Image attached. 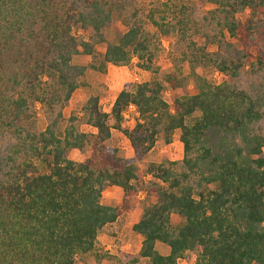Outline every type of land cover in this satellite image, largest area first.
<instances>
[{
    "label": "trees",
    "instance_id": "16d2710c",
    "mask_svg": "<svg viewBox=\"0 0 264 264\" xmlns=\"http://www.w3.org/2000/svg\"><path fill=\"white\" fill-rule=\"evenodd\" d=\"M134 1L0 0V264H75L88 253L99 264L97 236L133 210L142 189L135 163L176 130L182 159L148 166L155 202L132 226L138 252L117 264H177L188 252L194 264H264V0H215L229 38L211 60L223 77L217 85L174 92L172 109L155 78L124 84L109 113L97 96L85 101L80 123L100 143L122 133L133 157L115 159L116 169L69 158L87 143L76 117L65 116L87 69L104 74L135 59L157 73L152 36L140 26L105 41L113 15ZM78 55L90 62L73 64ZM174 80L167 77L172 91ZM36 105L42 131L29 125ZM129 106L138 113L132 129L122 127ZM109 187L123 192L118 206L101 201ZM172 215L181 219L175 227Z\"/></svg>",
    "mask_w": 264,
    "mask_h": 264
},
{
    "label": "rangeland",
    "instance_id": "374dc122",
    "mask_svg": "<svg viewBox=\"0 0 264 264\" xmlns=\"http://www.w3.org/2000/svg\"><path fill=\"white\" fill-rule=\"evenodd\" d=\"M215 0H135L130 6L116 12L104 31L106 43L115 42L119 34L131 26H140L149 33L150 48L155 54L156 74L142 71L135 67V59L127 66L109 65L104 74L91 69L85 71L81 86L74 92L70 103L65 109V116L74 115L78 120V129L87 134V143L82 150H73L69 158L75 162L89 161L95 169H116L117 158H131L133 151L128 139L120 132L112 130L111 137L104 143L95 139L96 131L80 123L81 107L90 96H97L101 108L110 112L111 106L124 84H136L157 79L165 88L164 100L172 109L171 95L175 92L181 96L194 93L198 88L215 86L223 77L212 67L211 60L221 41H228V34L223 28L222 13ZM241 15L242 21L247 16ZM105 44L97 45L96 51L103 53ZM89 56L78 55L72 60L76 65H87ZM173 76L174 89L167 82L168 76ZM138 120L134 107H128L123 112L122 127L132 129ZM35 131H42L46 119L40 105L35 107V115L29 123ZM179 130L174 131L171 141L166 143L159 136L153 148L138 162L136 170L141 177L142 189L135 196L133 210L123 212L117 220L104 227L96 252L100 256L99 264H117L121 253L136 254L140 248L141 236L132 230L138 222L145 207L155 202L153 190L149 187L151 180L146 175L151 164H165L182 159V145L179 142ZM264 152V148H263ZM123 192L118 187H109L102 193V203L118 206ZM181 219L171 216V224L177 226ZM156 250L166 255L168 248L157 243ZM196 252H188L177 264H194ZM93 253L78 255L75 264H96ZM138 264H147L140 261Z\"/></svg>",
    "mask_w": 264,
    "mask_h": 264
},
{
    "label": "crops",
    "instance_id": "0c3cea01",
    "mask_svg": "<svg viewBox=\"0 0 264 264\" xmlns=\"http://www.w3.org/2000/svg\"><path fill=\"white\" fill-rule=\"evenodd\" d=\"M113 224V223H112ZM109 225H111V224H109ZM108 225H106L105 227H107ZM100 234V233H99ZM100 240H104V238L102 237V236H100V235H98L97 236V242L98 241H100ZM96 245H97V243H96Z\"/></svg>",
    "mask_w": 264,
    "mask_h": 264
},
{
    "label": "built area",
    "instance_id": "2783aa9c",
    "mask_svg": "<svg viewBox=\"0 0 264 264\" xmlns=\"http://www.w3.org/2000/svg\"><path fill=\"white\" fill-rule=\"evenodd\" d=\"M129 107H132V106H129Z\"/></svg>",
    "mask_w": 264,
    "mask_h": 264
}]
</instances>
